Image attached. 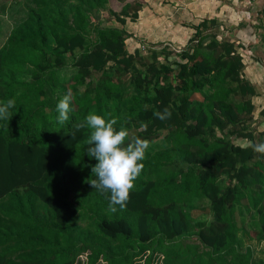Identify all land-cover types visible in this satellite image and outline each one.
I'll return each instance as SVG.
<instances>
[{
    "label": "trees",
    "instance_id": "16d2710c",
    "mask_svg": "<svg viewBox=\"0 0 264 264\" xmlns=\"http://www.w3.org/2000/svg\"><path fill=\"white\" fill-rule=\"evenodd\" d=\"M118 1L115 12L108 0H26L0 44V102L15 100L9 122L0 120V264H79L81 253V264H133L142 255L141 264H263L238 241L240 231L250 236L236 221L237 202L264 201V154L227 135L261 143L264 128L254 136L245 124L254 87L237 46L205 31L216 24L211 18L174 59L128 52L123 25L140 3ZM99 10L120 27L94 22ZM69 65L64 80L59 73ZM92 73L99 76L86 80ZM66 89L71 111L62 126L56 104ZM166 107L169 119L153 115ZM90 113L116 118V130L138 126L125 145L166 130L140 161L126 208L115 213L110 193L89 184L96 163L87 154L89 130L70 135ZM199 198L209 221L191 213ZM257 213L256 238L264 242L261 206Z\"/></svg>",
    "mask_w": 264,
    "mask_h": 264
},
{
    "label": "rangeland",
    "instance_id": "374dc122",
    "mask_svg": "<svg viewBox=\"0 0 264 264\" xmlns=\"http://www.w3.org/2000/svg\"><path fill=\"white\" fill-rule=\"evenodd\" d=\"M132 2V0H129ZM140 3L138 11L143 10L147 11L148 15H150L151 19L153 20H161L165 17V15L158 11L159 6L162 4L167 3V0H136ZM198 1H201V14L205 12L206 14L212 13L218 6L219 9L223 10L224 16H219L221 21L217 20L216 24L208 25L209 27L205 31H211L216 34L217 39H223L228 38L229 33H231L232 29L237 27V25H231L233 22H236V15L233 13L230 14V11L233 12L231 7L230 0H180L179 6L185 7L186 4L190 3H196ZM28 3V2H27ZM123 2H120L118 0H108L107 7L111 10L118 12ZM220 4V5H219ZM26 0H0V44L4 41L5 37L7 36L9 30L17 21L23 17L25 13V7ZM238 9H240V5H237ZM187 8V7H185ZM219 12V11H217ZM175 16V15H174ZM93 20V19H92ZM128 20V19H127ZM126 20V21H127ZM99 22L100 25H111L120 27V25L113 20L112 15H109L107 10H99V13L97 17H94V22ZM125 21V22H126ZM136 21V20H135ZM130 21H127V23H124V29L129 30V33L127 34V37L124 39V45L125 48L129 50H133L128 48L130 41L139 40V37H133L130 36V39H128L129 35L135 33L137 31V24ZM245 23L242 24V26H238V28L244 27ZM245 30H243L244 32ZM194 33V32H193ZM192 33V34H193ZM247 34V33H246ZM132 39V40H131ZM138 43V41H137ZM234 43V42H233ZM252 44V43H251ZM237 47H239V44H235ZM242 47V46H240ZM181 47L174 48L166 44H157L155 43H145L141 42L137 46V50L139 53L145 57H148L150 55L151 50H157L162 53L169 52V59L176 58L175 52H177ZM243 48V47H242ZM126 49V50H127ZM132 52V51H131ZM242 54V60L245 63L246 61H249L246 57L245 52L238 50ZM75 54L78 53V50L74 52ZM163 57H159V61H162ZM259 63H261V60H257ZM71 66H66L65 69L61 70L59 73V76L61 78H64V80L67 79L69 76V73L71 71ZM259 76L257 78V86H255L257 92L253 95L249 96L250 102H252L256 107H254L251 111L250 117H248L246 121L247 129L250 130L254 136H257V134L263 130L264 128V64L261 66V69L258 72ZM99 76L98 73H92L89 78H86V80L89 79H96ZM63 85L66 87V83H63ZM83 86L79 85L78 89H82ZM67 92H69V89H66ZM262 106V107H261ZM138 130L139 127H132L128 129V131L133 132V130ZM166 133V130L160 131L154 138L149 141V147L146 149L145 152L150 151L152 149H156L162 145V138L164 134ZM216 135L221 136L220 132H216ZM228 138L232 142H236L237 140H243L242 138L235 137L233 135H227ZM263 204V205H262ZM262 207V210H264V201H257L253 203L248 202V198H242L240 201L237 202L235 206V215H236V221L239 225H241L245 232L250 236V238L247 237L244 233L241 231L238 232V241L240 242V250H244L245 247H249L251 258L254 260H260L264 264V242L260 241L256 238V227H254L253 223H256L258 220L259 213H257L258 208ZM191 213L196 218L204 219L205 221H209L212 219L211 213L208 211V204L206 199L199 198L194 201L193 208L191 207ZM257 225V224H256ZM185 240V241H190ZM146 254V253H144ZM142 256L135 257L133 264H141L142 263ZM86 258V253H81L77 256L76 260L79 264H81ZM96 264H103V262H97Z\"/></svg>",
    "mask_w": 264,
    "mask_h": 264
},
{
    "label": "clouds",
    "instance_id": "9594fccd",
    "mask_svg": "<svg viewBox=\"0 0 264 264\" xmlns=\"http://www.w3.org/2000/svg\"><path fill=\"white\" fill-rule=\"evenodd\" d=\"M71 91L63 96L56 104L57 122L64 125L69 121L71 111ZM15 107V100L8 99L0 102V120L9 122L12 113L9 109ZM153 115L161 121L171 117L169 108L154 112ZM116 118L107 121L100 115L90 113L83 121L74 123L70 135L73 139L82 129H88L87 154L94 158L96 163L91 167L95 178L89 181L92 188L101 193H110L109 210L113 213L124 210L129 200V191L134 187L135 179L140 175L144 165L140 163L145 158V151L149 141L133 136L125 145L129 133L124 128L116 130ZM146 130V125H142ZM235 145L241 149L251 148L258 154H264V142L253 143L250 140H237Z\"/></svg>",
    "mask_w": 264,
    "mask_h": 264
},
{
    "label": "crops",
    "instance_id": "0c3cea01",
    "mask_svg": "<svg viewBox=\"0 0 264 264\" xmlns=\"http://www.w3.org/2000/svg\"><path fill=\"white\" fill-rule=\"evenodd\" d=\"M167 1V3L159 6L160 10L158 11L165 15L161 20L151 19L143 8L141 11H137L134 23L137 24L138 28L135 33L129 35L128 39H130V36H137L139 40L130 41L128 48H133V50L128 51L126 48L128 52H133L141 42L153 45L155 43L159 45L166 44L174 48L183 47L201 20L215 18L221 21L219 16H224L222 10L224 8L219 9L218 6L209 15L205 12L201 14V1L194 4L188 3L185 6L187 8L179 6L180 0ZM230 2V9L233 11H230V14L235 13L237 19L231 25H237V27L227 34V39L243 47H236L237 52L238 50L244 51L249 60L245 63L242 60V74L253 85L256 94L255 86H257L258 72L264 64V0H255L251 3H247L245 0H230ZM237 5H240L241 8L238 9ZM243 23H245L244 27L238 28ZM243 30L245 31L243 32ZM126 32L129 33V30H126ZM238 54L242 55L240 52ZM257 60H261V63ZM252 105L253 108L256 107L253 103Z\"/></svg>",
    "mask_w": 264,
    "mask_h": 264
},
{
    "label": "built area",
    "instance_id": "2783aa9c",
    "mask_svg": "<svg viewBox=\"0 0 264 264\" xmlns=\"http://www.w3.org/2000/svg\"><path fill=\"white\" fill-rule=\"evenodd\" d=\"M253 1H255V0H245V2H247V3H251V2H253ZM242 56V55H241ZM161 257V256H160Z\"/></svg>",
    "mask_w": 264,
    "mask_h": 264
}]
</instances>
